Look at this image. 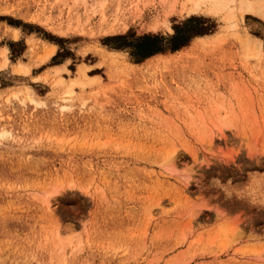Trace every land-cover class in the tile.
Segmentation results:
<instances>
[{
    "label": "rangeland",
    "instance_id": "374dc122",
    "mask_svg": "<svg viewBox=\"0 0 264 264\" xmlns=\"http://www.w3.org/2000/svg\"><path fill=\"white\" fill-rule=\"evenodd\" d=\"M209 6L0 0V264H264V19Z\"/></svg>",
    "mask_w": 264,
    "mask_h": 264
},
{
    "label": "bare ground",
    "instance_id": "6f19581e",
    "mask_svg": "<svg viewBox=\"0 0 264 264\" xmlns=\"http://www.w3.org/2000/svg\"><path fill=\"white\" fill-rule=\"evenodd\" d=\"M201 1V0H199ZM210 2L209 9L210 11H217V10H225L226 13V19H230L232 21V27L239 26L243 20L244 14H258L264 19V0H239L238 4H235L236 0H208ZM245 35V34H244ZM14 36V35H13ZM199 39H203L205 37H197ZM243 45L247 50H252L254 52H258L261 49L262 43L261 40L258 38L251 39L248 36L245 37V40L243 41ZM53 53V47H50L42 57V61H47L50 57V55ZM5 55V54H4ZM7 59L4 61V65H6ZM14 71L16 73H24L29 74V68L28 66L17 63L15 65ZM66 71L64 67H61L60 69L57 67V69L54 70L55 73H53L52 83L53 86L57 85H65V90L63 93L65 95H70L73 90L72 88L74 86H85L91 81H94L96 77H91L86 73V67L80 66L76 72V77L72 78L67 84L64 83L63 78L61 77V73ZM30 96L33 100L35 98L33 97V93L29 92ZM253 125V124H252ZM216 132H213L215 134ZM223 133H220L222 135ZM219 135V133H218ZM213 135L209 139V143L213 141ZM174 154V153H173ZM168 163L174 162V155L169 156L167 159ZM48 200V199H47ZM51 204L50 200L47 201V206L49 207Z\"/></svg>",
    "mask_w": 264,
    "mask_h": 264
},
{
    "label": "trees",
    "instance_id": "16d2710c",
    "mask_svg": "<svg viewBox=\"0 0 264 264\" xmlns=\"http://www.w3.org/2000/svg\"><path fill=\"white\" fill-rule=\"evenodd\" d=\"M191 20H199L198 18H191ZM205 34L203 29H181L175 28V34L169 40V49L175 51L183 46H185L190 38L196 35ZM123 39L124 37H119ZM134 55L138 59H143L153 54L162 52L165 49L164 45L161 44L160 38L157 35H145L139 39V42L133 44Z\"/></svg>",
    "mask_w": 264,
    "mask_h": 264
},
{
    "label": "crops",
    "instance_id": "0c3cea01",
    "mask_svg": "<svg viewBox=\"0 0 264 264\" xmlns=\"http://www.w3.org/2000/svg\"><path fill=\"white\" fill-rule=\"evenodd\" d=\"M49 47H51L50 45H48ZM51 56V55H50Z\"/></svg>",
    "mask_w": 264,
    "mask_h": 264
}]
</instances>
